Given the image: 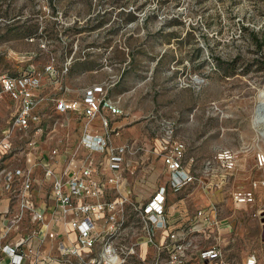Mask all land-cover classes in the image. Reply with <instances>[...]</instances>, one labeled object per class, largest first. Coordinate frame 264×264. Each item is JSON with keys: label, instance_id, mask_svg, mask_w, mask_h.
Returning <instances> with one entry per match:
<instances>
[{"label": "rangeland", "instance_id": "rangeland-1", "mask_svg": "<svg viewBox=\"0 0 264 264\" xmlns=\"http://www.w3.org/2000/svg\"><path fill=\"white\" fill-rule=\"evenodd\" d=\"M22 71L40 74L38 108L48 128L36 137L31 127L10 132V150L0 154V202L19 189L18 183L4 187L1 169L23 164L29 139L36 140V156L56 148L58 158L80 159L77 125L69 115H55L50 98L76 97L99 83L122 111L112 141L127 144L123 217L135 223L137 211L128 202L144 200L164 181L153 147L169 125L171 137L200 165L198 180L167 201L180 195L190 207L222 206L233 228L215 241L229 262L260 249L264 219L255 203L237 214L230 194L240 188L264 199V169L255 162L264 153V0H0V74ZM9 111L3 95L0 137ZM223 149L234 152L235 169L213 161L209 174L202 173L201 161ZM35 166L29 191L39 200L48 186ZM20 220L12 235L34 225Z\"/></svg>", "mask_w": 264, "mask_h": 264}, {"label": "built area", "instance_id": "built-area-1", "mask_svg": "<svg viewBox=\"0 0 264 264\" xmlns=\"http://www.w3.org/2000/svg\"><path fill=\"white\" fill-rule=\"evenodd\" d=\"M44 68L51 70L50 64ZM39 86L40 74L35 71L0 74V97L5 95L11 101L1 127L0 154L10 150L13 129L31 127L34 137L46 132L48 117L38 108L44 99ZM50 100L55 115H69L75 121L76 144L82 156L58 158L56 148L36 156V140L32 138L23 164L1 169L4 187L18 183L19 189L6 193L0 205V264H230L215 241L229 228L219 215L220 207H197L179 224L171 219L173 202L167 201L168 195L198 180L196 167L200 164L195 155H185L184 143L171 137L169 125L153 147L166 177L144 200L128 202L137 211L134 223L123 217L128 191L119 187L127 144L112 141L117 133L115 121L122 113L116 100L99 83L84 86L76 97ZM213 161L227 172L237 164L234 152L223 149L214 158L201 161V172L209 174ZM255 162L264 169V153L257 152ZM37 164L48 186L39 200L29 191L34 180L32 167ZM230 196L234 203L253 204L256 199L251 190L240 188ZM255 208L264 219V199ZM25 217L33 227L27 233L12 235L10 230ZM205 232L215 238L201 244ZM260 249L264 253V238ZM256 261L253 251L245 262Z\"/></svg>", "mask_w": 264, "mask_h": 264}, {"label": "crops", "instance_id": "crops-1", "mask_svg": "<svg viewBox=\"0 0 264 264\" xmlns=\"http://www.w3.org/2000/svg\"><path fill=\"white\" fill-rule=\"evenodd\" d=\"M39 90H40V86H39ZM10 105H11V101L9 100V108H10ZM118 134V133H117ZM113 135H112V140H113ZM42 153H44V151H42ZM161 163V161H160ZM162 165V163H161ZM36 166L34 165L32 167V171L34 172V168ZM164 170V169H163ZM122 188L123 187V183L122 185L119 187V189H121L120 191H122ZM255 197H256V193H255ZM4 199L3 197L1 198V200ZM263 198L260 197V196H257L256 199H255V206H258L259 203L261 202ZM185 199H183V197H181L180 195L178 196V198H176V200L173 202V207L171 209V212H172V221L174 222V224H179L181 222H184V220L188 217V215L190 213H193L194 209L197 208V207H200V206H210L211 204H215L217 205L218 207H220L218 205V203H216L215 201H210L209 203H206L204 205H200V206H193V207H190L188 205V203H186V201H184ZM3 203V200L0 202V205ZM232 203L234 204L233 206H235V211H237V214H240L241 212L239 211L240 208H242V206L244 205H247V203H234L232 201ZM220 217L223 218L229 225V228L228 229H225L221 232L220 236H225L226 234H228V232L233 228V224L232 222L230 221V217L229 215L227 214H224V210H223V207L221 206L220 207ZM205 237V239H214L215 236L211 233V232H205L204 235H203V238ZM209 242V240L207 241ZM221 245V244H220ZM222 246V249H223V254H224V248H223V244L221 245ZM256 255H257V261H256V264H264V253H262V250L259 249L258 251H255ZM249 255V253L247 255L245 254H239V257L237 259V264H246V257ZM204 264H218L216 261H205ZM230 264H234V263H231Z\"/></svg>", "mask_w": 264, "mask_h": 264}, {"label": "trees", "instance_id": "trees-1", "mask_svg": "<svg viewBox=\"0 0 264 264\" xmlns=\"http://www.w3.org/2000/svg\"><path fill=\"white\" fill-rule=\"evenodd\" d=\"M257 31V30H256ZM255 30H253L252 34H253V37H256V32Z\"/></svg>", "mask_w": 264, "mask_h": 264}, {"label": "bare ground", "instance_id": "bare-ground-1", "mask_svg": "<svg viewBox=\"0 0 264 264\" xmlns=\"http://www.w3.org/2000/svg\"><path fill=\"white\" fill-rule=\"evenodd\" d=\"M260 97H262V96H260ZM263 113V112H262ZM257 118V117H256Z\"/></svg>", "mask_w": 264, "mask_h": 264}]
</instances>
